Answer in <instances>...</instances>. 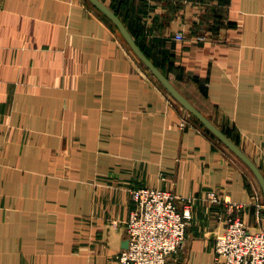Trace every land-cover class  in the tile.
<instances>
[{"label":"crops","instance_id":"obj_1","mask_svg":"<svg viewBox=\"0 0 264 264\" xmlns=\"http://www.w3.org/2000/svg\"><path fill=\"white\" fill-rule=\"evenodd\" d=\"M101 1L264 176V0ZM145 187L195 199L169 264H219L209 191L264 230L252 169L89 0H0V264H118Z\"/></svg>","mask_w":264,"mask_h":264},{"label":"built area","instance_id":"obj_2","mask_svg":"<svg viewBox=\"0 0 264 264\" xmlns=\"http://www.w3.org/2000/svg\"><path fill=\"white\" fill-rule=\"evenodd\" d=\"M175 40H185L184 31ZM184 125V124H183ZM135 207L126 223L128 248L117 257L118 264H169L181 249L187 228L193 218L192 197L180 198L171 192L151 187L131 191ZM206 199L225 204L228 217L217 234L214 255L219 264H264V230H250L241 214L243 204L231 202L217 191H209ZM257 205L264 209V205ZM261 210L257 222L261 221Z\"/></svg>","mask_w":264,"mask_h":264},{"label":"water","instance_id":"obj_3","mask_svg":"<svg viewBox=\"0 0 264 264\" xmlns=\"http://www.w3.org/2000/svg\"><path fill=\"white\" fill-rule=\"evenodd\" d=\"M98 10H100L120 31L124 39L128 42L131 49L142 61L145 67L155 75L164 87L180 102L188 112H190L207 130L221 140L229 149H231L240 159H242L255 173L264 189V176L257 165L240 149L219 127H217L208 117L198 111L170 82V80L155 66V64L146 56L139 47L131 33L128 31L118 15L101 0H89ZM128 247V246H127Z\"/></svg>","mask_w":264,"mask_h":264},{"label":"rangeland","instance_id":"obj_4","mask_svg":"<svg viewBox=\"0 0 264 264\" xmlns=\"http://www.w3.org/2000/svg\"><path fill=\"white\" fill-rule=\"evenodd\" d=\"M134 204H135V203H134ZM127 248H128V247H127ZM127 248H126V249H127Z\"/></svg>","mask_w":264,"mask_h":264}]
</instances>
